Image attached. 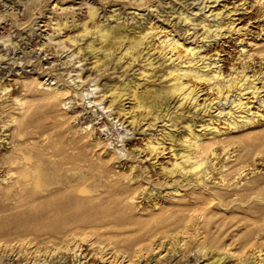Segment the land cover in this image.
<instances>
[{
  "label": "rangeland",
  "instance_id": "rangeland-1",
  "mask_svg": "<svg viewBox=\"0 0 264 264\" xmlns=\"http://www.w3.org/2000/svg\"><path fill=\"white\" fill-rule=\"evenodd\" d=\"M122 25L155 28L137 61L124 55L125 44L109 59L97 50L105 43L96 28ZM204 25L215 26L206 39ZM85 28L91 35L84 37ZM166 36L187 47L206 43L202 55L222 58L225 75L250 65L246 84L264 74V0H0V92L8 88L0 98V223L6 225L0 226V264H215L220 258L216 264H264L263 84L254 82L260 97L234 90L219 101L206 84L190 81L203 90L201 106L178 107L172 97L161 116L173 114L164 122L134 124L123 109L139 120L147 115L134 109V87L142 84L137 92L145 93L170 85L168 76L159 78L177 63L162 52ZM91 42L98 52L87 49ZM143 57L160 68L152 70ZM114 87L129 100L110 104ZM49 90L66 93L42 101ZM13 93L30 108L27 116L10 110ZM241 98L254 120L230 131L225 119ZM205 102L214 105L210 112L202 110ZM189 125L215 148L201 184L195 173L170 174L177 158L172 138L182 152ZM214 128L221 130L217 137ZM15 157L19 165L5 164ZM40 173L49 190L42 195L35 184ZM24 177L27 190L16 192ZM61 192L68 195L63 201ZM45 199L62 207L85 201L102 219L80 231L55 215L49 229L30 210ZM81 234L88 236L73 239Z\"/></svg>",
  "mask_w": 264,
  "mask_h": 264
},
{
  "label": "bare ground",
  "instance_id": "bare-ground-1",
  "mask_svg": "<svg viewBox=\"0 0 264 264\" xmlns=\"http://www.w3.org/2000/svg\"><path fill=\"white\" fill-rule=\"evenodd\" d=\"M216 1L217 0H215V2ZM92 15L93 17H95L94 13H92ZM190 19L191 18L187 15L184 17V20L186 22H189ZM204 27H205V31L203 32V36L206 39V38H209L208 34L212 31L213 27L215 26L212 27V26L204 25ZM96 29H97L96 31L92 30L93 33L95 31V34H97L98 38L100 39V43H102L103 45L105 43L104 47H102L101 49H97L99 52L101 53L107 52L108 59H109V57L113 56L117 52V50H119L120 48H123L125 44V47L123 49V51L125 52L124 55L125 56L131 55L132 62L137 61V59H140L141 54L144 52V51L139 50L140 49L139 47L145 44L144 41L147 40L148 36L151 34L149 32L151 30L152 31L154 30L155 32L154 27L146 28L143 26H141L140 28L138 26V28L136 29L134 28L129 29V28L124 27L123 25L118 26L115 29L108 28L107 26H103L101 28L99 27ZM137 29H140L141 31H137ZM89 30L91 29H86V28L84 29V37H86V35L87 36L91 35ZM239 31L240 30H237V32ZM125 42H128V43H125ZM160 43H161V48L163 49L162 52L166 51L168 56H170L168 57L169 58L168 61H174V63L177 62L175 64L173 63L174 65L172 67L165 68V72L162 71L163 73H161L159 77V78H162L165 75L168 76L170 85L167 86V85L160 84L159 86L157 85L153 86L151 83L150 85L153 86L152 89L151 90L149 89V92L143 91L145 93L137 92V88L142 86V84H138L134 87L135 88V91L133 90L134 91L133 97L135 101L134 109H137L139 111L140 110L144 111L145 114H147L143 118H141V120H139L137 118V115L131 114V112H126V110L123 109L122 111L125 112V115L126 114L131 115L130 119L132 120L131 122L134 124L141 123L143 120H146L147 118H150L155 122L156 121L164 122L165 121L164 118L165 117L167 118V116L171 114L172 112H169L168 110L165 116L164 115L161 116V113H163V110L166 108V106L169 103L170 98L172 97L178 98L180 102L178 107H181L183 104H187V103L191 104V106H193L194 109H197L199 106H201L202 104H199L198 101L200 99L199 94L203 90H199L198 88L193 87V85L189 83L190 81L206 84L208 86V90H210L211 92L215 94L214 100L217 99L219 101L227 100L229 98L228 97L229 94L234 90L239 92L238 94L241 97L243 95H247V92H250L249 94H252L253 96L260 97L261 88H257L255 86L254 82L256 80H260V83L263 84L262 92H264V74L262 75V77H258L252 82H248V84H246L245 82H247V80L250 78L247 73L251 66L246 63H242L238 67L233 66L232 69L229 71L230 73L225 75L224 68L220 64L222 62V58L220 59L218 57L214 59V61H211V57L208 58V56L202 55L201 50L206 48V43L200 46H195V47L188 46L187 47L184 45V43H181L179 39H176L175 37L170 39L169 36H166L165 39L161 40ZM116 45H119L118 46L119 48L116 47L117 49L113 51ZM95 46L91 42L90 44H88L87 49L90 50L91 52H96L97 50L95 49ZM127 46H129V48H126ZM183 48H186L185 57L182 56L181 54V50ZM137 50H139L138 53L136 52ZM256 51L258 50L256 49ZM252 55L249 54L248 56L251 57ZM95 57L97 58L98 56H95ZM121 59H123V54L120 58H117V61H120ZM100 60L101 59L98 58L97 62H100ZM142 61L145 62L147 66H150L152 70H156V68L158 67L160 68V66L156 65V63H154L151 58L143 57ZM155 76H158V74ZM150 81L152 82L153 79H149V83ZM243 81L244 83H242ZM24 87L27 88L26 86ZM1 90L2 91L0 92V98H2L3 92H7L8 88L3 87L1 88ZM110 92H111V94L109 95L111 98L109 101L110 104H113L116 101L124 102L125 100H129V98H126V99L124 98L126 97L127 93L120 92L119 88L112 89L110 90ZM65 93L66 91L49 90L47 93L44 94V98L42 101L55 102L56 100H59L62 96H64ZM13 95L14 93L10 94L8 97L9 104L13 106V108L12 109L10 108V110L12 111L16 110L15 112L19 111L20 114L24 113L23 116H27V114L30 111V108L26 107L25 104L21 103V100L19 101L18 97L15 98ZM5 103H7V101ZM247 105H249V103L243 102L241 98L240 100L236 102V105L234 107V108H237L236 112L233 111L232 109L228 112V114H230L231 117L229 119L226 118L225 121H226V124H228V129L230 131H233L234 129L239 128V126L242 124H248L249 122L252 121L253 118H249V115H248V112L250 109L249 110L247 109L249 107V106L247 107ZM213 107L214 105L212 106V104L210 103L207 104V102H205L202 106V110L205 113H207V112H210L211 109H213ZM7 108L9 109L8 106ZM10 110H7V111L3 110L2 113L10 112ZM6 114H9L10 116L12 115L11 113H6ZM222 114H223L222 111L218 113L219 116H221ZM171 115L169 116L171 117ZM9 124L10 123H7L5 127L9 126ZM188 129L190 133L182 137V146H183L182 152H179V153L175 152V149H174L175 139L172 138L170 150L173 153V157H177V158H176V161L172 165L173 167L170 170V174L171 175H175V174L181 175L182 174V176L183 175L187 176L188 174L195 173L197 182L201 184V182L204 181V178H207L209 176L208 171L210 167V162L212 164V161L211 160L209 161L208 156L209 157L210 155L214 156L215 148L212 142H210L208 139L205 140L202 138L203 136L202 134L195 133L190 125L188 126ZM220 133H221V130L218 128L216 129L214 128V131L212 132V134H215L216 137L219 136L218 134ZM168 136H171V135H168ZM148 143L151 145L152 149H155L156 146L153 145L152 142H148ZM158 144H162V143L159 142ZM161 152H163V150ZM161 152H159V154H161ZM5 164L11 168L12 166L19 165L20 160L18 157H15V158L8 160ZM204 164L206 166L204 169H202ZM199 169H202V170H200L199 172ZM43 177H44L43 174L40 173V175L37 177L36 182H35V184H37L36 189H38L40 195H42L44 192L49 193V190H47L48 187L45 184L46 182L42 180ZM188 177L190 178V176ZM188 177L187 178L184 177V181H186L187 185H190L192 184V181H191L192 179L190 180ZM29 180L30 179L28 177L17 179L16 184L18 185V188L16 189V192H20V190L21 191L27 190L28 184L26 183ZM37 193L34 196L37 199L42 198ZM66 196H68L67 193L61 192L60 195L57 196V199L60 200L61 198L60 201H63L66 198ZM60 204L61 203L59 202L55 203V201L53 200L45 199L40 204L38 205L36 204L30 210L35 211V213L36 212L40 213L38 220H40L43 223H46L49 229L52 227V224H53V221L51 219H53L54 218L53 216L55 215H58L55 217L56 219L60 221V223H70L74 227V229L78 228L80 231H81L80 228L90 226L93 222L102 219L101 217H99L98 214L88 211L87 203L85 201H82V202L77 201V202L68 204V206L65 204L63 207H62V204L61 205ZM0 224H1L0 226H6L5 224H2V223ZM86 236L88 235L81 234L80 236L73 237V239L79 240L80 238L81 240L83 237L85 238ZM220 260H223V258H220L219 260H217L215 264L220 262Z\"/></svg>",
  "mask_w": 264,
  "mask_h": 264
}]
</instances>
